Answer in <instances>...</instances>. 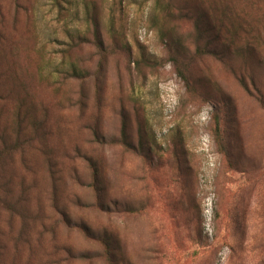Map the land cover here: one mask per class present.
<instances>
[{
	"label": "rangeland",
	"instance_id": "rangeland-1",
	"mask_svg": "<svg viewBox=\"0 0 264 264\" xmlns=\"http://www.w3.org/2000/svg\"><path fill=\"white\" fill-rule=\"evenodd\" d=\"M262 98L264 0H0V264H264Z\"/></svg>",
	"mask_w": 264,
	"mask_h": 264
},
{
	"label": "trees",
	"instance_id": "trees-1",
	"mask_svg": "<svg viewBox=\"0 0 264 264\" xmlns=\"http://www.w3.org/2000/svg\"><path fill=\"white\" fill-rule=\"evenodd\" d=\"M77 74H79V73H77ZM258 95L260 96V93H258ZM260 97H262V96H260ZM213 118H214L213 119L214 120V126H213L214 138L218 144V147L220 148V151L225 152V148H224L225 147V140H224V135H223V127H222V115L219 111H215L213 113ZM125 125L126 124L124 122V126L122 127V131H121V141L125 145H129L128 133H127ZM98 239L102 243L103 250H104L103 254H104L108 264H117L116 255L114 252V247H113V244L111 242V239L107 235H102Z\"/></svg>",
	"mask_w": 264,
	"mask_h": 264
}]
</instances>
